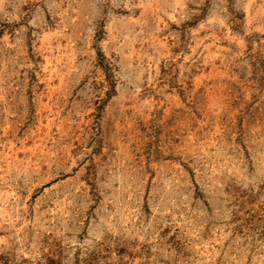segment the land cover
Masks as SVG:
<instances>
[{
    "label": "rangeland",
    "instance_id": "rangeland-1",
    "mask_svg": "<svg viewBox=\"0 0 264 264\" xmlns=\"http://www.w3.org/2000/svg\"><path fill=\"white\" fill-rule=\"evenodd\" d=\"M0 264H264V0H0Z\"/></svg>",
    "mask_w": 264,
    "mask_h": 264
}]
</instances>
